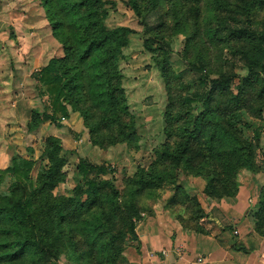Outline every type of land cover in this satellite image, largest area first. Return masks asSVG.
Here are the masks:
<instances>
[{
  "label": "rangeland",
  "instance_id": "374dc122",
  "mask_svg": "<svg viewBox=\"0 0 264 264\" xmlns=\"http://www.w3.org/2000/svg\"><path fill=\"white\" fill-rule=\"evenodd\" d=\"M44 1L0 0V195L13 181V161L32 164L24 182L34 190L45 150L56 146L63 181L52 196H74L76 167L84 160L113 170L102 179L113 182L121 199L118 210L106 195L75 216L71 207L66 226L79 264H131L140 237L149 248L159 243V219L192 234L213 231L206 226L211 220L223 227L230 221L217 206H234L239 198L249 235L264 240V52L257 41L225 39L246 17L264 33V0H103L97 9L103 26L130 33L116 57L113 43L104 42L81 61L84 10L69 8L75 0H53L50 9ZM52 12L62 22L59 29L49 21ZM250 50L257 56L251 63L237 53ZM52 59H65L72 90L67 116L53 115L38 80ZM98 71V90L107 93L117 83L121 89L110 103V94L92 95ZM78 73L80 79L71 78ZM206 74L219 86L204 112L184 99L192 91L188 84ZM197 117L201 132L193 139ZM185 142L193 156L188 166L172 164L161 151L178 152ZM158 178L160 186L153 185ZM68 256L61 253L59 264H77Z\"/></svg>",
  "mask_w": 264,
  "mask_h": 264
},
{
  "label": "trees",
  "instance_id": "16d2710c",
  "mask_svg": "<svg viewBox=\"0 0 264 264\" xmlns=\"http://www.w3.org/2000/svg\"><path fill=\"white\" fill-rule=\"evenodd\" d=\"M102 1L75 0L69 5V8L74 9L76 12L84 10L81 20L85 30L81 31L80 35V44L83 48L77 50L79 61L84 60L92 50L100 47L104 42L113 43L112 57H116L120 48L126 44V36L130 33L128 28L106 29L103 26L97 13L98 7L103 6ZM52 2L53 0L44 1L47 7L49 5L48 9L52 7ZM252 4L254 3L252 2ZM131 8L139 15L135 3L131 2ZM49 21L55 25L56 29H59L62 25L59 18L54 16V12L50 14ZM244 23V26L231 30L225 36V39L241 38L250 44H252V41H257L262 45L261 53L264 52V33L260 32V24L252 22L250 17H246ZM204 40L207 44V39ZM60 42L64 44V42ZM66 49H70V47H66ZM237 53H240L242 59L249 60L250 63L257 59V56L251 50L249 52L238 51ZM64 62L65 59H52L38 75V80L45 86L53 115L60 113L67 116V106L64 103L72 92L68 87L70 80L67 79L68 74ZM92 63L94 65H91V68L97 70L99 64L95 60H91ZM198 70L201 72V69ZM248 71L252 75L255 74L253 68H249ZM79 75L80 73L71 78L80 79ZM100 75L102 76L103 73L100 71L99 74L98 71L92 77V82L95 83L93 87L97 90V92L93 90L92 95L96 98H103L106 94H110L108 101L110 103L113 95L116 92H121V89L117 83V87L114 90L110 88V92L103 93L102 90H98L103 85L100 84ZM246 81H249V79ZM218 86L216 79H211L206 74L199 78L196 83L188 84V91L190 89L192 91L185 95L184 100L189 104L200 103L199 108L204 109V112H206L211 95ZM203 88H206V91L198 94L197 91ZM117 116L118 114H115L113 121L118 120ZM51 118L55 119L52 116ZM192 122L195 128L189 137L193 136L194 139V136L201 132L199 126L197 127L200 118L197 117ZM227 125L231 126L228 122ZM232 125H235V123H232ZM226 128L224 129L226 130ZM253 133L255 137H259L258 131L253 130ZM185 143V146L178 152L176 148L173 151H168L166 146L161 147V151L167 159L171 160L172 164L180 162L184 166H188L186 162L190 163L189 158L192 159L193 156H187L189 148L187 142ZM45 154L47 163L40 166L35 189L32 191L28 190L24 182L32 164L29 162H12L10 170L13 181L10 187L0 195V264H59V256L63 252H67L69 259L76 260L79 264L77 249H75V244L72 242L70 230L66 226L71 207H73L72 215L75 216L81 208H91L101 195L108 197V202L113 209L118 210L121 207L119 192L113 182L102 179V176L112 174L113 170L107 165L96 166L84 160L76 167L77 177L75 178L76 185L73 190L74 196L70 198L52 196L50 191L62 179L58 177L63 161L56 146L46 149ZM88 175H94L95 178L89 179ZM160 183L161 179L158 178L153 185L160 186ZM133 226L132 224L131 230Z\"/></svg>",
  "mask_w": 264,
  "mask_h": 264
},
{
  "label": "crops",
  "instance_id": "0c3cea01",
  "mask_svg": "<svg viewBox=\"0 0 264 264\" xmlns=\"http://www.w3.org/2000/svg\"><path fill=\"white\" fill-rule=\"evenodd\" d=\"M217 209L230 222L225 219L221 227L211 220L206 226L213 231L204 227L198 234L186 232L169 219H159V243L149 248L142 240L145 236L140 237L139 253L132 254L130 263L264 264V240L249 235V223L243 217L246 211L244 198H239L234 206L221 204Z\"/></svg>",
  "mask_w": 264,
  "mask_h": 264
},
{
  "label": "built area",
  "instance_id": "2783aa9c",
  "mask_svg": "<svg viewBox=\"0 0 264 264\" xmlns=\"http://www.w3.org/2000/svg\"><path fill=\"white\" fill-rule=\"evenodd\" d=\"M236 233V232H235Z\"/></svg>",
  "mask_w": 264,
  "mask_h": 264
}]
</instances>
